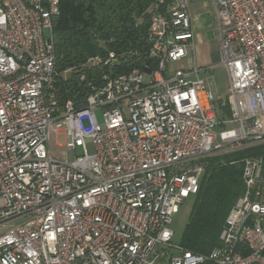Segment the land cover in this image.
Masks as SVG:
<instances>
[{
    "label": "built area",
    "instance_id": "2783aa9c",
    "mask_svg": "<svg viewBox=\"0 0 264 264\" xmlns=\"http://www.w3.org/2000/svg\"><path fill=\"white\" fill-rule=\"evenodd\" d=\"M211 3L226 98L199 70L175 67L193 44L189 0H158L153 65L116 76L111 67L85 108L61 111L45 95L61 0H0V264H264L261 159H245L246 191L218 247L193 253L172 229L209 158L264 144V0ZM221 105L230 116L220 117ZM60 124L67 160L49 150Z\"/></svg>",
    "mask_w": 264,
    "mask_h": 264
},
{
    "label": "trees",
    "instance_id": "16d2710c",
    "mask_svg": "<svg viewBox=\"0 0 264 264\" xmlns=\"http://www.w3.org/2000/svg\"><path fill=\"white\" fill-rule=\"evenodd\" d=\"M158 0H61L60 14L53 20L56 75L45 88L48 103L61 111L71 102L79 111L95 91L104 88L107 76L126 74L152 66L148 38L153 7ZM84 37L93 45L96 59L88 58ZM111 66H104L110 54ZM221 114L230 116L227 106ZM264 164V144L249 146L207 160L200 189L180 239L197 254H208L220 245L227 217L245 194V159ZM247 254V251L244 253Z\"/></svg>",
    "mask_w": 264,
    "mask_h": 264
},
{
    "label": "rangeland",
    "instance_id": "374dc122",
    "mask_svg": "<svg viewBox=\"0 0 264 264\" xmlns=\"http://www.w3.org/2000/svg\"><path fill=\"white\" fill-rule=\"evenodd\" d=\"M212 63L208 68V71L201 73L199 78L204 79L212 91L215 93L216 97H221L222 99L226 98L229 92L230 80L228 71L225 67L219 66L221 62L220 57V46L216 42L211 47L210 52ZM97 119L102 121V111L99 110L96 112ZM221 130L220 126H217L216 132L218 133ZM65 131V127L63 124H60L55 127V132L51 135V141L49 144V150L51 154L60 160L68 159V149L65 147L66 139L65 136L61 133ZM249 146L242 147L239 150L246 149ZM88 152L93 154L95 152L94 146L92 143L87 145ZM83 150L78 148L76 154L78 156L83 155ZM230 152H221L212 157L222 156ZM194 198H189L180 208L179 213L175 216L172 224V229L175 232V240L180 242L182 232L185 228V225L188 222L192 207H193Z\"/></svg>",
    "mask_w": 264,
    "mask_h": 264
},
{
    "label": "crops",
    "instance_id": "0c3cea01",
    "mask_svg": "<svg viewBox=\"0 0 264 264\" xmlns=\"http://www.w3.org/2000/svg\"><path fill=\"white\" fill-rule=\"evenodd\" d=\"M189 9L194 30L193 44L188 49L187 57L175 64V67H183L188 70L197 69L199 70V77L201 73L208 71L211 66L213 60L210 55L211 47L216 42L220 46V40L211 0H189ZM207 85L211 89L208 83ZM217 98L222 99L219 96Z\"/></svg>",
    "mask_w": 264,
    "mask_h": 264
},
{
    "label": "water",
    "instance_id": "95a60500",
    "mask_svg": "<svg viewBox=\"0 0 264 264\" xmlns=\"http://www.w3.org/2000/svg\"><path fill=\"white\" fill-rule=\"evenodd\" d=\"M84 45H85V49L88 55V58L90 60H94L96 59V52L94 50L93 45L88 41V39L86 37H84ZM91 102H94V100H92Z\"/></svg>",
    "mask_w": 264,
    "mask_h": 264
}]
</instances>
